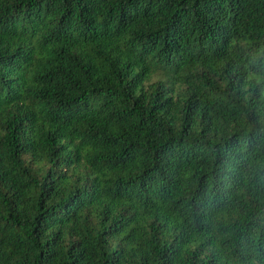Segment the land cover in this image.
Listing matches in <instances>:
<instances>
[{"label":"trees","instance_id":"1","mask_svg":"<svg viewBox=\"0 0 264 264\" xmlns=\"http://www.w3.org/2000/svg\"><path fill=\"white\" fill-rule=\"evenodd\" d=\"M264 0H0V264H264Z\"/></svg>","mask_w":264,"mask_h":264},{"label":"clouds","instance_id":"2","mask_svg":"<svg viewBox=\"0 0 264 264\" xmlns=\"http://www.w3.org/2000/svg\"><path fill=\"white\" fill-rule=\"evenodd\" d=\"M250 78L255 79L257 81L264 80V76L256 73V72H250Z\"/></svg>","mask_w":264,"mask_h":264}]
</instances>
